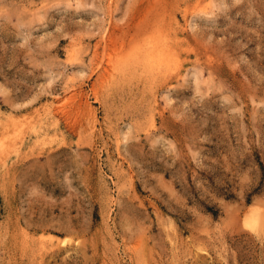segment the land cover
<instances>
[{
  "label": "rangeland",
  "instance_id": "1",
  "mask_svg": "<svg viewBox=\"0 0 264 264\" xmlns=\"http://www.w3.org/2000/svg\"><path fill=\"white\" fill-rule=\"evenodd\" d=\"M261 221L264 0H0V264H264Z\"/></svg>",
  "mask_w": 264,
  "mask_h": 264
},
{
  "label": "bare ground",
  "instance_id": "2",
  "mask_svg": "<svg viewBox=\"0 0 264 264\" xmlns=\"http://www.w3.org/2000/svg\"><path fill=\"white\" fill-rule=\"evenodd\" d=\"M257 217H259V215L257 216ZM259 219L260 220H262V218H261V216H260V218H256L254 215H253V213H252V215L249 217V219H247L245 222H244V226H246L247 228H249V229H254V228H256V226H260L259 225ZM262 223L264 222V221H261ZM260 222V223H261ZM257 223H258V225H257ZM264 224V223H263ZM261 225V226H264V225ZM260 228H262V227H260ZM259 227H258V229H260Z\"/></svg>",
  "mask_w": 264,
  "mask_h": 264
}]
</instances>
